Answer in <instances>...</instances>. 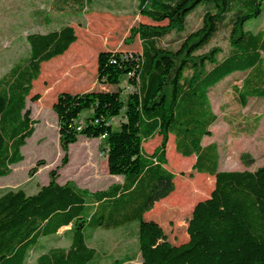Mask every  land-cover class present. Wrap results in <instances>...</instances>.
<instances>
[{
  "label": "trees",
  "instance_id": "16d2710c",
  "mask_svg": "<svg viewBox=\"0 0 264 264\" xmlns=\"http://www.w3.org/2000/svg\"><path fill=\"white\" fill-rule=\"evenodd\" d=\"M89 1L53 0V7L77 14ZM198 6L199 26L177 48L165 45L169 35L185 29ZM136 11L150 22L130 26L123 43L137 37L140 50L99 51L96 80L104 87L60 92L51 105L60 165L68 162L69 145L80 136L96 138L110 172L121 174V182L90 191L72 180L59 184L54 168L47 183L31 194L23 188L0 190V264H26L42 237L51 238L65 226L61 234L68 245L45 249L35 264L98 263L101 253L89 243L96 229L132 225L140 236L141 224L146 232L139 264H264V165L221 170L217 143L203 144L217 119L209 93L236 74H242L240 83L227 91L236 107L226 115L230 129L235 126V136H250L259 124L260 116L245 115L242 109L251 100L264 99V23L255 30L245 23L264 13V0H136ZM220 35L226 38V50L213 44ZM25 40L28 55L0 76V176L23 159L21 147L34 132L36 121L25 102L41 63L63 54L76 34L64 24L28 33ZM114 118H119L116 129ZM155 136L158 144L146 152L143 143ZM170 137L174 151L193 156L192 170L211 177L213 184L209 195L193 205L186 240L178 243L157 242L151 230L160 225L148 220L154 205L174 190L175 175L166 166ZM239 158L245 167L255 161L248 152ZM39 164L29 169V176Z\"/></svg>",
  "mask_w": 264,
  "mask_h": 264
},
{
  "label": "rangeland",
  "instance_id": "374dc122",
  "mask_svg": "<svg viewBox=\"0 0 264 264\" xmlns=\"http://www.w3.org/2000/svg\"><path fill=\"white\" fill-rule=\"evenodd\" d=\"M53 5V0H0V76L14 62L28 55L29 48L25 40L28 33H45L69 24L76 34V40L63 54L41 63L39 75L32 81L25 105L30 109L31 118L36 121L34 132L21 147L23 159L10 166L11 171L7 176H0V190L23 188L31 194L40 185L47 183L48 172L54 168H57L59 184L72 180L80 188L90 191L105 189L122 179L121 174L110 172L109 158L100 151L99 140L96 138L80 136L69 145L68 162L60 165L62 151L58 143L56 116L51 105L60 92L103 88L96 80L97 53L105 49L139 51L137 37L131 44L123 43V39L127 37L130 26L150 20L137 13L136 0H90L83 11L77 8V14L55 9ZM201 12L202 6L196 7L187 17L185 29L180 33L173 32L164 44L177 48L185 35L199 26ZM44 20L49 21L47 23ZM262 23L264 13L257 20L246 22L245 28L255 30ZM213 44L227 49L223 35L218 36ZM241 77L242 74H236L225 79L209 93L217 119L211 127L212 135L204 137L203 144L211 141L217 143L221 170L254 169L264 165V99L251 100L248 107L242 109L245 115L261 117L252 135L235 136V126L230 129L227 121V113L236 110L227 91L230 84H239ZM34 94H38L37 100L30 99ZM118 122L119 118L112 120L114 129ZM159 139V136H155L144 142V150L151 152ZM243 152L256 158L250 167H245L240 161ZM166 159L167 168L175 175L174 190L154 205L148 220H156V224L160 225L151 230L152 238L156 237L157 242L178 243L186 240L185 228L193 205L209 195L213 184L211 177L192 170L193 156L182 157L174 151L171 137L166 145ZM37 161L41 164L29 176V169ZM132 229V225L96 229L89 243L101 253V258L94 264H139L138 249L142 244V234L146 231L142 224L140 236L133 233ZM67 245L68 241L62 234L60 237H42L31 251L26 264H35L36 256L50 246ZM116 260L119 262L115 263Z\"/></svg>",
  "mask_w": 264,
  "mask_h": 264
},
{
  "label": "crops",
  "instance_id": "0c3cea01",
  "mask_svg": "<svg viewBox=\"0 0 264 264\" xmlns=\"http://www.w3.org/2000/svg\"><path fill=\"white\" fill-rule=\"evenodd\" d=\"M99 140V139H98ZM105 155V154H104ZM253 157H254V155H252ZM254 160L256 161V158L254 157ZM254 161V162H255ZM254 164V163H253ZM220 167V166H219ZM250 167V166H249ZM241 169H243V168H241ZM241 169H239V170H241ZM245 169V168H244ZM249 169V168H248ZM224 170H227V169H224ZM121 182V181H120ZM69 226H65V227H62V228H60L59 230H58V232H57V234L55 235V237H60L61 236V233L65 230V229H67ZM50 247H55V246H50ZM50 247H48V248H50Z\"/></svg>",
  "mask_w": 264,
  "mask_h": 264
}]
</instances>
